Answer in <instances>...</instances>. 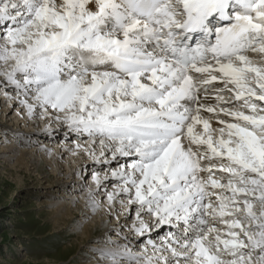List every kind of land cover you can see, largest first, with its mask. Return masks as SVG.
Instances as JSON below:
<instances>
[{"label": "snow or ice", "instance_id": "6c2138e0", "mask_svg": "<svg viewBox=\"0 0 264 264\" xmlns=\"http://www.w3.org/2000/svg\"><path fill=\"white\" fill-rule=\"evenodd\" d=\"M0 84L109 165L95 264H264V0H0Z\"/></svg>", "mask_w": 264, "mask_h": 264}, {"label": "rangeland", "instance_id": "374dc122", "mask_svg": "<svg viewBox=\"0 0 264 264\" xmlns=\"http://www.w3.org/2000/svg\"><path fill=\"white\" fill-rule=\"evenodd\" d=\"M2 101L0 97V150L1 141L10 140L12 136L29 141L28 133L25 132L22 123L16 120L14 113L6 112L7 117L4 120L1 118L2 113H5L2 112L5 110ZM69 139L74 140V137L70 135ZM35 141L39 145L47 144L41 134L35 135ZM50 147L58 151L55 145L50 144ZM43 161L44 164L38 169L34 168L30 158L21 160V164L14 157L10 160L0 158V264H87L84 258L92 255L90 253L94 245L91 244L97 245V241L106 234H116L115 229L118 227L114 224V217H119L118 219L124 217L123 213L121 214L122 207L118 202L115 204L107 219L109 228L98 229L92 234L91 239L86 240L74 233L77 227L75 223L81 217L80 210L74 213V221L69 220L59 228H63L61 231L54 232L52 212L55 207L48 202L53 197L58 198L60 194L68 196L69 193H73L74 187L66 182L63 189H57L55 184L49 185V188L52 186L51 189H45L48 187V183H45L48 180L47 176H51L53 172L47 161L45 159ZM62 165L61 178L65 179L68 173L64 174L66 169ZM98 166L100 172L108 169L104 164ZM82 168L80 167L81 170L79 169L73 177L75 182L80 180L78 182L81 187L88 189L92 185L88 178L85 180L88 174ZM43 177L44 181L41 180ZM97 198L101 205L109 209L105 198L103 200L101 196ZM129 235L133 236L132 233Z\"/></svg>", "mask_w": 264, "mask_h": 264}, {"label": "bare ground", "instance_id": "6f19581e", "mask_svg": "<svg viewBox=\"0 0 264 264\" xmlns=\"http://www.w3.org/2000/svg\"><path fill=\"white\" fill-rule=\"evenodd\" d=\"M17 96L18 91L14 88V86L8 85L7 87H4L0 84V97L3 99L2 103L5 107V110L2 111L5 113H2L1 118L4 120L7 117L6 112L10 111L9 114L14 113L16 115V120L22 123L24 129L26 130L25 132L28 133L29 141H24L21 137L13 136L10 140H2L0 158L10 160L14 157L19 164H21V160L30 158L34 168L38 169L42 167L44 164L43 160L45 159L49 167L52 169V175H54L47 176L48 180H46L45 183H48V187H45V189H51L52 186L49 188V185L54 184L57 189H63L66 182L72 184L71 186L74 187L73 193H69L68 196L60 194L58 198L53 197L48 202V204H53L55 207L52 212L54 232L61 231L63 228H59L67 224L69 220L72 219V221H74V213L78 210L81 212V217L75 223V226L77 227L74 233L76 232V235L82 236L87 240L91 239L92 234L98 231V229H108L109 224L107 223V219L109 218V213H112V211L106 209V206L101 205L99 209L93 212L87 204L88 189L81 187L82 185L78 182L80 180L75 182L73 177V175L78 172L80 167H83L82 169L86 170L88 174L85 180L88 178L92 188L96 187L92 176L94 172L99 170V164L94 161L88 153L82 151L77 153L75 151V145L77 143H85L88 140V137L86 135L79 136L78 134L72 132L66 124L56 122L51 117H29L26 110L20 104L19 99L16 98ZM22 98L23 97H20V99ZM36 134H41L45 137L47 142L46 146L37 144L35 141ZM70 135L74 137V140L69 139ZM50 144L55 145L58 151L51 149L52 147H50ZM9 152L10 154L13 153V155H10ZM61 164H63L62 166L66 169V173L64 174L68 173V175L65 176V179L61 178V175H63L61 172ZM112 166H115V162H113ZM104 167H109V165L104 164ZM41 180L44 181V177ZM99 191L101 194L98 195V197L101 196L102 200L103 198L106 199V197L102 195L104 189L101 188ZM84 209L86 210L84 211ZM124 212L125 211L122 208L121 214L123 213V218L118 219L114 217V224H116L115 226L118 228L115 229L116 234H111L110 236L114 239H118L121 244H128L129 247L133 248V251H138L139 249L135 247V245L142 244L146 237H137L135 233L130 230L134 215L126 218V214H124ZM124 223L125 225H123ZM167 230V227L160 230V235H163ZM130 233H132L133 236L129 235ZM125 236L127 239L124 238ZM91 245H94V247L97 246L96 244ZM90 254L92 255L90 257L86 256L84 260L87 264H95L93 253L91 252Z\"/></svg>", "mask_w": 264, "mask_h": 264}]
</instances>
